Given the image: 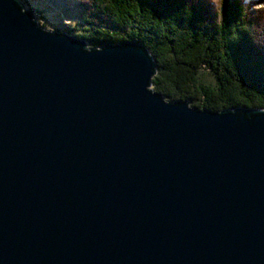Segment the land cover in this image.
Returning a JSON list of instances; mask_svg holds the SVG:
<instances>
[{
	"label": "water",
	"instance_id": "water-1",
	"mask_svg": "<svg viewBox=\"0 0 264 264\" xmlns=\"http://www.w3.org/2000/svg\"><path fill=\"white\" fill-rule=\"evenodd\" d=\"M155 75L0 0V264H264V110L167 102Z\"/></svg>",
	"mask_w": 264,
	"mask_h": 264
},
{
	"label": "trees",
	"instance_id": "trees-1",
	"mask_svg": "<svg viewBox=\"0 0 264 264\" xmlns=\"http://www.w3.org/2000/svg\"><path fill=\"white\" fill-rule=\"evenodd\" d=\"M20 1L43 29L90 49L145 47L156 63L151 88L167 102L264 110V0Z\"/></svg>",
	"mask_w": 264,
	"mask_h": 264
},
{
	"label": "rangeland",
	"instance_id": "rangeland-1",
	"mask_svg": "<svg viewBox=\"0 0 264 264\" xmlns=\"http://www.w3.org/2000/svg\"><path fill=\"white\" fill-rule=\"evenodd\" d=\"M263 7H264V5H263ZM60 16H61V15H60ZM60 20H61L60 23H61L62 25H67V24H69L68 18L65 17V16H61V19H60Z\"/></svg>",
	"mask_w": 264,
	"mask_h": 264
}]
</instances>
